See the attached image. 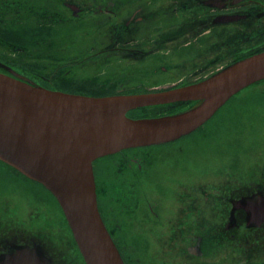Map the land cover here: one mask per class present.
Wrapping results in <instances>:
<instances>
[{"label": "flooded vegetation", "instance_id": "obj_1", "mask_svg": "<svg viewBox=\"0 0 264 264\" xmlns=\"http://www.w3.org/2000/svg\"><path fill=\"white\" fill-rule=\"evenodd\" d=\"M87 1L75 3L80 8L77 15L85 20L104 14L107 29L105 18L96 26L91 23L95 36L86 46L90 53L83 66L94 76L95 68L111 58L129 63L121 72L122 81L116 79L115 92H138L142 90L136 88L139 85L156 84L150 90L194 83L209 75L211 69L264 49V0H160L161 4L151 0L149 7L131 3V12L123 20L118 19L121 0ZM48 9L47 17L51 18L53 13ZM141 20H145L148 31L135 25ZM138 29L145 32L137 44ZM105 33L113 38L110 44H103ZM168 43L184 50L172 55V59L178 57L184 62L172 67L163 63L166 55L162 47ZM136 59L138 66L133 63ZM169 70L175 74L168 75ZM244 101L231 99L226 106L230 102L242 106ZM178 106L181 104L157 105L155 113H172ZM218 111L187 135L122 149L93 162L98 210L125 264H264V191L260 184L256 188H249V183L240 189L233 187L228 183L233 174L227 170L234 169L233 163L202 170L197 160L191 163L184 156L185 145L190 142L179 140L204 133V125ZM254 163L262 168L241 172L240 183L263 177L262 161ZM255 173L258 178L253 177ZM219 180L225 181L222 186H217ZM49 194L50 198L38 202L42 210L29 209L23 221L0 225V260L32 247L52 264L61 262L56 263L50 252L61 254L62 260L75 255L82 264L65 216ZM250 204L258 206V224L245 209ZM31 225L41 231L23 237L22 229ZM51 227L62 235L59 251Z\"/></svg>", "mask_w": 264, "mask_h": 264}, {"label": "water", "instance_id": "obj_2", "mask_svg": "<svg viewBox=\"0 0 264 264\" xmlns=\"http://www.w3.org/2000/svg\"><path fill=\"white\" fill-rule=\"evenodd\" d=\"M68 6L74 15L79 10ZM14 74L0 73V159L56 197L85 264H124L98 212L92 161L193 131L232 95L264 79V50L196 83L133 94H75ZM174 101L199 102L170 115L126 116L137 107ZM245 209L258 224V206L250 204ZM0 264L50 262L36 249L22 248Z\"/></svg>", "mask_w": 264, "mask_h": 264}, {"label": "rangeland", "instance_id": "obj_3", "mask_svg": "<svg viewBox=\"0 0 264 264\" xmlns=\"http://www.w3.org/2000/svg\"><path fill=\"white\" fill-rule=\"evenodd\" d=\"M62 1L63 0H45L44 3H47L49 8L64 11L69 15L65 6L62 5ZM77 1L81 4L88 2L87 0ZM157 3L161 4L162 2L159 0ZM155 6H159V4H155ZM128 12L129 10H122L118 19L123 20L128 16ZM97 19V17H88L85 20L76 21L80 24L75 28V32L83 33L81 24L87 25L90 23H96ZM57 30L62 31L63 29L59 28ZM110 39L112 40L113 38L105 35L103 44H110ZM85 44L86 41L76 44V53L84 54L87 51L84 47ZM179 47L180 46L176 43H169L166 45L164 50V54L166 55L164 64L172 67L184 62L183 59H179L178 57L172 59V55L176 54L177 51H179L177 55L184 52V50H180ZM51 50V52L55 51L54 49ZM63 50L64 49L61 48V52ZM0 55L7 56V58L3 57L0 59V62L10 65L15 69L14 65L11 63L12 59L9 58H14L16 57L15 55L9 53V51L2 46H0ZM177 61L179 62L176 63ZM160 63L162 64V62ZM134 65L138 66L137 64ZM128 67L129 64H117L114 63V59L111 58L107 65L95 68V75L97 76L95 83L98 84L97 86H99V84H115L118 80H116L117 77H115V75L117 73H115L114 70L120 72ZM89 70L90 68H76L75 75L78 76L81 74V76H89ZM172 74H175V71L169 70L168 75ZM155 85L156 84H151L147 86L151 87ZM157 86L162 85L157 84ZM58 89L66 91L62 87ZM85 91L97 93L94 89H86ZM262 91H264V83H259L247 90H242L233 98L238 100L240 98H245L242 106H238L237 102L231 104L232 101L228 106L225 104L219 109L217 115L204 125V133L196 132L191 136L180 138V141L190 142V144L185 145L186 152L184 154V156L189 159V162L193 163L197 160V164L202 170L208 169L209 167L221 168L225 164L233 163L232 165H234V169H227L233 174L231 176V181L228 180L229 184H232L233 187H238L237 189H240L241 185H246L248 183L251 184V187L249 188H256L255 186L260 184L264 191V175L263 177L258 178L257 173H255V176L253 177H257L258 179H251L250 177L249 180L243 183H240L238 180L241 177V172L247 171L248 173V171H258L262 168L254 162L261 160L264 166V100H258L256 97L250 98L246 93H262ZM231 117H233L232 120H230ZM193 151H196V154H194ZM237 181L238 183H236ZM224 182V180L217 181V186H222ZM50 197L51 195L49 194V191L40 183L30 180L20 172L5 165L3 162H0V225L12 223L13 220L18 222L23 221L24 216L27 215L29 209L42 210L38 204L39 200ZM33 229H35V231ZM40 231V228H33L31 225L22 229V235L25 238H29L33 235L36 236ZM50 231L53 234V242H56L55 249L59 251V244L62 241V235L55 227H51ZM2 232L3 231L0 230V236ZM39 242L43 244V248H47L42 240H39ZM50 254L56 263L79 264L78 259L74 255L71 256V258L64 257L62 260L61 254L57 253L58 255H56L54 253L53 255L51 252Z\"/></svg>", "mask_w": 264, "mask_h": 264}, {"label": "trees", "instance_id": "obj_4", "mask_svg": "<svg viewBox=\"0 0 264 264\" xmlns=\"http://www.w3.org/2000/svg\"><path fill=\"white\" fill-rule=\"evenodd\" d=\"M44 1L0 0V46L16 56L9 57L15 69L49 88L62 87L66 91L95 96L111 94L112 91L109 90L110 87L107 84L91 88L88 84H80L81 78L70 74V68H74L73 71H75V68L82 62L81 56L75 53L76 55L72 57L73 54L70 51L61 52V48L74 44L82 36L74 31L72 36L68 32L64 33L63 30L58 31L57 29L66 25V18L56 9L53 19L50 20L47 17L48 7L44 5ZM53 34L56 37L55 41L52 39ZM136 43H139L138 38H136ZM165 47L164 45L162 48L165 49ZM51 49L55 51L51 52ZM3 57L7 58L5 55H0V59ZM215 70L211 69L210 72ZM259 83H264V80ZM139 86L138 88L142 90L149 87ZM86 89H94L97 93L87 92ZM257 94L264 99V91L257 92ZM143 113L137 110L129 112L136 117L147 116ZM145 113L156 114L155 109L145 110Z\"/></svg>", "mask_w": 264, "mask_h": 264}]
</instances>
